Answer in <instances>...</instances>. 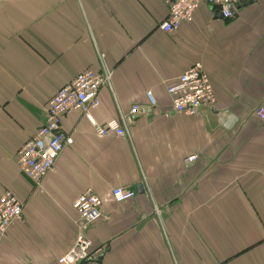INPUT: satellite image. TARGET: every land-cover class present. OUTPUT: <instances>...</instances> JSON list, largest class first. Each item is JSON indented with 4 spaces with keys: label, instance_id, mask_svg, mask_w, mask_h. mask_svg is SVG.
Instances as JSON below:
<instances>
[{
    "label": "crops",
    "instance_id": "1",
    "mask_svg": "<svg viewBox=\"0 0 264 264\" xmlns=\"http://www.w3.org/2000/svg\"><path fill=\"white\" fill-rule=\"evenodd\" d=\"M168 12L167 0H0V197L23 203L0 264H58L78 235L73 203L88 189L103 199L87 230L99 258L82 264H264V0L228 19L203 3L172 33L159 27ZM196 62L216 106L169 114L167 87ZM88 68L111 70L112 86L89 117H63L73 143L37 187L16 153ZM134 106L129 137L97 133ZM115 187L134 198L112 201Z\"/></svg>",
    "mask_w": 264,
    "mask_h": 264
},
{
    "label": "built area",
    "instance_id": "2",
    "mask_svg": "<svg viewBox=\"0 0 264 264\" xmlns=\"http://www.w3.org/2000/svg\"><path fill=\"white\" fill-rule=\"evenodd\" d=\"M238 2L239 0H167L168 16L159 27L167 33L174 32L182 23L192 22L203 3L219 8L222 17L228 19L234 15ZM112 77L113 72L107 68L101 72L85 69L62 86L50 100L45 122L15 156L20 171L37 187L41 186L43 178L55 168L56 159L63 148L73 143V138L62 129L63 117L72 110L89 117L92 111L100 107V91L103 87L112 86ZM167 92L171 97L169 114L174 112L197 116L202 108H214L217 103L213 84L201 62H196L185 70L174 84L167 87ZM146 95L150 106L156 107L157 101L152 92L148 91ZM139 110V106H134L129 114H120V120L112 119L97 127V133L102 136L115 133L129 137L128 120ZM256 115L264 120V106L256 110ZM134 196L135 191L122 187H115L111 191V199L116 203H123ZM102 205L103 199L91 189L80 194L74 201L73 207L78 213V235L71 249L59 258L58 264H82L99 258V251L92 248L93 242L87 235V230L102 217ZM22 214L23 203L15 195L6 192L0 197V241Z\"/></svg>",
    "mask_w": 264,
    "mask_h": 264
},
{
    "label": "water",
    "instance_id": "3",
    "mask_svg": "<svg viewBox=\"0 0 264 264\" xmlns=\"http://www.w3.org/2000/svg\"><path fill=\"white\" fill-rule=\"evenodd\" d=\"M255 0H239V2L237 3V9L240 8L241 6H246L247 4H251L253 3ZM237 9H234V12L233 14L236 13V10ZM236 121V117L231 115L228 119V124L226 123L225 126L226 128H229L231 125H233V123ZM141 187V186H140Z\"/></svg>",
    "mask_w": 264,
    "mask_h": 264
}]
</instances>
